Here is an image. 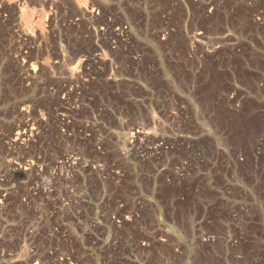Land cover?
Listing matches in <instances>:
<instances>
[{"label":"built area","instance_id":"1","mask_svg":"<svg viewBox=\"0 0 264 264\" xmlns=\"http://www.w3.org/2000/svg\"><path fill=\"white\" fill-rule=\"evenodd\" d=\"M39 1L37 29L28 33L19 28L18 54L5 59L11 61L14 74L9 79L0 73V264H142L138 250L149 249L153 241L162 244L168 227L157 217L156 232L138 234V205L149 200L137 177L157 171L165 183L169 181L166 165H153V150L166 148L167 137L155 139L153 118L141 125L135 117L113 116L117 128L110 129L104 118L110 106L93 98L88 88L98 80L101 86L124 81L130 86L124 100L151 110L152 89L141 86L143 92L137 94L138 84L121 72L134 71L137 65L135 40L118 16L100 19V24V9L92 0L80 12L85 17L80 20L68 14L61 1ZM164 1L163 24L151 31L156 41L167 40L186 19L193 24L195 19L199 24L184 31L195 58L201 45L202 52L214 53L246 42L235 32L237 14L226 0L222 23L216 31L211 29L212 35H205L201 19L215 17L224 1L170 0L171 7ZM245 4L240 10L247 11L250 23L264 28V0ZM173 5L181 13H172ZM78 20L84 24L76 30ZM72 42L101 52L81 58L74 70L58 75V64L69 58L62 49ZM11 79L18 92L10 97L5 86ZM81 110L97 112L99 122L91 135L86 121H76ZM130 111L126 107L125 112ZM156 111L158 121L164 117L167 125L169 108L157 106ZM140 168L144 172L138 173Z\"/></svg>","mask_w":264,"mask_h":264},{"label":"rangeland","instance_id":"2","mask_svg":"<svg viewBox=\"0 0 264 264\" xmlns=\"http://www.w3.org/2000/svg\"><path fill=\"white\" fill-rule=\"evenodd\" d=\"M58 1L72 17L85 18L80 12L89 0ZM222 1L220 13L201 19L205 35L219 28L225 9ZM247 1L226 0L237 14L235 32L246 42L214 53L202 52L201 45L195 47L199 55L195 58L184 31L189 33L200 20L194 19L193 24L186 19L183 28L159 42L151 31L163 24L160 10L166 1L92 0L100 9V24V19L118 16L129 27L137 65L134 71L121 72L138 84L137 94H142L141 86L152 89L151 110L124 100L130 90L124 81L101 86L98 80L88 87L93 98L110 106L111 112L104 116L110 129L117 128L113 116L135 117L141 125L153 118L155 139L167 137L166 148L153 150V165H166L169 181L165 183L157 171L150 177L139 174L137 184L149 202L139 204L137 211L139 235L156 232L157 217L168 230L162 244L153 241L149 249L138 250L139 263L264 264V28L250 23L247 11L240 10ZM169 3L167 7H171ZM39 4V0H0V73L6 78L14 74V67L5 59L18 54L19 28L28 33L37 29ZM186 7L194 9L189 3ZM172 8V13H181L178 7ZM116 11L119 14H114ZM79 20L76 30L84 24ZM62 50L69 58L58 64V75L66 73L65 69L74 70L79 58L101 52L77 42ZM40 57L46 63L45 54L41 52ZM40 66L45 71L42 63ZM6 85L9 96H16L13 80ZM157 106L169 108L167 125L164 117L158 121ZM126 107L131 111L125 112ZM78 114L76 121H86V133L91 135L99 122L97 112L81 110Z\"/></svg>","mask_w":264,"mask_h":264},{"label":"bare ground","instance_id":"3","mask_svg":"<svg viewBox=\"0 0 264 264\" xmlns=\"http://www.w3.org/2000/svg\"><path fill=\"white\" fill-rule=\"evenodd\" d=\"M81 58H79L78 60H80ZM68 71H69V69H67ZM138 132V131H137ZM140 135L139 134H137V137H139Z\"/></svg>","mask_w":264,"mask_h":264}]
</instances>
